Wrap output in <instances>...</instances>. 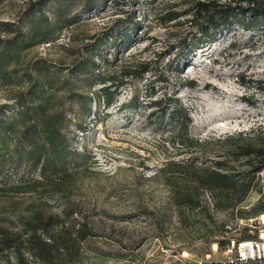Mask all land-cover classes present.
I'll use <instances>...</instances> for the list:
<instances>
[{
    "label": "rangeland",
    "instance_id": "1",
    "mask_svg": "<svg viewBox=\"0 0 264 264\" xmlns=\"http://www.w3.org/2000/svg\"><path fill=\"white\" fill-rule=\"evenodd\" d=\"M89 1L90 10L86 0L0 1V22L13 24L12 34L0 31V36L11 38L19 29L27 34L30 20L25 16L39 3L53 26L51 41L26 51L20 70L42 61L65 79L73 62L93 53L95 60L107 58L100 69L119 84L108 109L94 101L85 107L64 92L53 100L51 107L66 116L71 148L84 159L76 160L81 171L73 190L46 199L48 212L60 214L67 207L87 222L92 237L80 244V264L229 263L235 258L232 243L254 234L249 222L264 197L254 190L241 210L215 213L213 221L198 211L176 216L167 191L147 181L175 151L165 141L169 127L156 103L167 112L176 102L188 111L189 134L205 142L197 149L208 159L225 151L216 140L264 131V37L234 25L191 51L200 38L192 20L195 4L209 0ZM22 74L17 85L0 79V105L11 108L7 115L17 111L12 98L30 86ZM73 92L87 94L77 82ZM18 176L5 174L6 184ZM208 198L205 193L203 201L211 208ZM3 199L1 212L16 202V213L8 220L17 226L30 199ZM223 225L224 233L205 236Z\"/></svg>",
    "mask_w": 264,
    "mask_h": 264
},
{
    "label": "trees",
    "instance_id": "2",
    "mask_svg": "<svg viewBox=\"0 0 264 264\" xmlns=\"http://www.w3.org/2000/svg\"><path fill=\"white\" fill-rule=\"evenodd\" d=\"M86 1L88 9H92L91 1ZM25 17L30 20L27 34L19 29L11 38L0 36V79L5 85H17L22 71V77H26L30 85L26 92H19L12 98L17 106L16 113L7 115L10 106L0 105V210L4 209L3 197L6 196L11 200L16 196L26 197L30 202L17 226L8 220L16 213L14 200L9 210L0 211V264H80L83 258L80 244L92 237L87 222L78 211H68L67 207L60 214L48 212L46 199L73 190L75 178L81 171L76 160L84 159V155L71 148V140L64 131L66 116L51 104L59 93L64 92L67 98L69 95L70 100H79L85 107L94 101L98 105L102 102L108 109L114 105L119 84L100 69V65L108 64L107 58L95 60L93 53L73 62L65 79L55 75L42 61L20 70L24 53L51 41L53 31L42 3L32 5ZM192 20L200 38L191 51L214 41L234 25L256 30L264 37V0L197 2ZM0 26L2 33L12 34L13 24L0 22ZM75 81L87 90L86 96L73 92ZM156 105L160 119L166 118L169 127L165 141L175 151L147 181H156L167 191L168 206L176 216L185 218L198 211L213 221L215 213L234 214L241 210L254 190L264 197V187L257 177L258 173L264 172V131L216 140L225 151L208 159L197 149L205 142L201 143L189 134L188 111L177 102L168 112L161 102ZM237 163L244 168L241 170ZM5 174L9 179L19 176L6 184ZM205 193H208L211 208L206 200L203 201ZM255 211L254 217L264 212V201ZM225 231L223 225L219 232L206 231L205 236L215 237ZM254 238L255 234L245 235L234 242ZM217 243L223 247L222 242ZM227 264L264 263L237 261Z\"/></svg>",
    "mask_w": 264,
    "mask_h": 264
},
{
    "label": "built area",
    "instance_id": "3",
    "mask_svg": "<svg viewBox=\"0 0 264 264\" xmlns=\"http://www.w3.org/2000/svg\"><path fill=\"white\" fill-rule=\"evenodd\" d=\"M262 187H264V172L257 175ZM250 229L254 231L255 238L251 240L232 243L235 258L233 262L264 263V212L250 220Z\"/></svg>",
    "mask_w": 264,
    "mask_h": 264
}]
</instances>
